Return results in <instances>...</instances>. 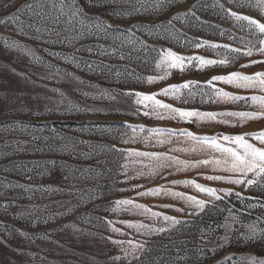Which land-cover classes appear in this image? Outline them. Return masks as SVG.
Instances as JSON below:
<instances>
[{
    "label": "rangeland",
    "instance_id": "374dc122",
    "mask_svg": "<svg viewBox=\"0 0 264 264\" xmlns=\"http://www.w3.org/2000/svg\"><path fill=\"white\" fill-rule=\"evenodd\" d=\"M30 2L0 0V264H167L178 255L185 259L177 264H220L232 254L231 264L264 259V238H243L249 235V225L264 228V176L252 185H237L205 177L252 179L254 174L245 178L224 166L185 168L176 163L222 158L184 133H256L264 130V118L243 123L231 116L186 120L157 108L154 100L126 95L160 93L155 100L199 112H257L261 102L251 97L264 96V87L207 82L237 71L264 72V63L241 67L264 60L257 50L264 46V34L230 14L264 23L258 0H101L95 7L78 0L89 17L111 26L109 38L85 36L55 44L35 39L37 33L27 27V35L20 34L16 24L4 19ZM114 9L120 15H114ZM18 16L29 19L26 9ZM67 35L52 33L45 40ZM96 45L104 46V55ZM248 49L252 56L243 54ZM168 52L185 57L182 71L169 67ZM68 54L96 62L94 70L76 67ZM196 57L226 63L201 66ZM186 82L191 83L161 93ZM218 90L248 99L233 100ZM222 119L230 123H220ZM245 138L261 146L255 138ZM139 153H165L175 159ZM185 180L231 192L218 191L217 200L194 185L172 183ZM153 189L158 194H151ZM173 192L205 200L204 209L192 214L195 205ZM125 200L132 204L119 203Z\"/></svg>",
    "mask_w": 264,
    "mask_h": 264
},
{
    "label": "snow or ice",
    "instance_id": "6c2138e0",
    "mask_svg": "<svg viewBox=\"0 0 264 264\" xmlns=\"http://www.w3.org/2000/svg\"><path fill=\"white\" fill-rule=\"evenodd\" d=\"M88 4L90 6H99L101 0H87ZM108 3H116L117 0H106ZM240 7H244V3L239 4ZM249 7H251V4H248ZM257 7L264 9V0H258ZM21 9H26L28 13V20H20L18 13L21 11ZM21 9H17L15 13L7 14V16L4 19L11 20L12 23L17 25V31L20 32V34L27 35L26 32H24V28L27 27L29 29H33L37 35L34 37L35 39L42 40L45 43L55 44V43H63L64 41H68L70 43H74L76 40H79L85 36H96V37H103L104 39L109 38V29L111 28L110 25L106 24L103 20H101L98 17H89L88 14L84 11L83 6L78 2V0H31L30 3L22 5ZM140 9H133V11H139ZM230 11V10H228ZM114 15H120L119 12L113 10ZM131 14L130 12L128 13ZM233 17H235L237 20H246L248 21L249 25H254L256 28H258L259 32L264 34V23L261 22V20L253 19L249 16H242L237 12H231L230 13ZM62 28H58L57 26H61ZM131 31V29H129ZM61 32L69 33V35L64 36L63 39H56V40H45V35H51L52 33H55L57 37H60ZM260 44L264 45V41H260ZM98 49H101L100 54L104 55L103 45H96ZM83 50L92 52V47H85ZM258 52L261 55H264V46L259 47ZM76 51H80V49H77ZM239 51V50H237ZM247 56H252L253 52L251 49H248L246 52L243 53ZM53 55H56L53 53ZM167 56L169 59V67L171 68H179L181 71L184 69V65L180 63V61H183L185 57L178 56L175 53L168 52ZM66 58L72 62L75 63L76 67H80L81 64L84 65V67L88 68V70H94L93 65L96 63L94 61H84L82 58L74 56L72 54H68ZM34 59H39L34 56ZM195 59L200 61L201 66L203 65H215V64H223L226 63L225 61H215V60H204L203 57H196ZM258 63H264V60H252L247 65H242L241 67H250L251 65L258 64ZM49 67H54L49 65ZM58 73H63L68 76H71V73H67L64 69H58ZM213 81H223L228 84H235L238 87L241 88H252L257 85L264 87V72H257L253 75H244L241 72H232L229 75L226 76H213L211 80H209L207 83L209 85L212 84ZM186 82L184 85L176 86L171 85L169 88H165L161 90V93L164 95L169 94L170 89H175L177 87H186ZM160 93H154V94H144V93H126V95H135L137 97H143V101H152L154 100V104L157 108L162 109H169L173 113L177 114L180 118L190 120L193 117H200V118H208L211 120H215L217 116H231L235 118H239V122L243 123L246 122L249 119H258V118H264V96L257 97L253 96L251 97L252 100H259L260 103V109L257 112H230V113H212V112H199L195 110H184V109H177L172 108L169 104H164L159 100H155L154 97L156 95H159ZM218 95H223L224 97H231L233 100H241V99H248L247 97H237L233 96L231 93L223 92V90H218ZM138 104L142 103L141 100L136 101ZM153 112H155V108L153 109ZM149 112H144V115H149ZM157 118H164L162 114L156 113ZM174 118V117H173ZM220 123L228 124L230 123L229 120H220ZM235 126V125H234ZM131 127V126H130ZM154 132H160L164 131L162 129H153ZM183 132V130H180ZM189 136H191L192 139L203 141L205 145H207L210 150H215L219 153H221L222 158L221 159H210V160H199L194 163H189L188 161H180L176 160V163L179 165H182L183 167L187 168L189 166L191 167H199V166H207V165H215L217 167L224 166V170L230 173H240L241 176L247 177L248 173H253L252 179H243V178H233L232 176H224V175H211L205 177L208 180L212 181H224L228 180L229 182L233 184H245L252 185L256 182L257 177L264 176V130H261L256 133H245L241 135H223L222 137L220 134H217V136L213 137H196L194 134L191 133H184ZM249 138H255L258 140L261 144L260 147H257L256 144L249 142V139H246L245 137ZM222 139L223 141L229 142V144L234 146H224L222 143L219 142V140ZM158 143H164V141L159 140ZM140 155H147L151 156L153 158H156L158 160H163L165 158L167 159H175L172 157H166L165 153H139ZM53 164L55 161L52 162ZM161 166H165L163 163ZM31 179V177H28ZM69 177H65V179H68ZM173 184H189L194 185L196 189H198L202 193H207L210 197H215L217 200L220 199L219 196H217L218 191H227L231 192L230 189H223L218 190L212 187H205L204 185L196 183L195 180H185V181H172ZM20 187H25L24 185H20ZM32 190H36L34 187ZM151 194L156 195L158 194V190L153 189L150 190ZM148 193H139V195H147ZM173 196H176L177 198H184L187 199L190 203L195 205V209L192 214L198 215L200 211H202L205 207L206 201L197 199L194 196H187L183 193L179 192H173L170 193ZM119 203L122 204H132V201L125 200L120 201ZM7 207V206H6ZM137 207H143L137 205ZM177 211H184V209H177ZM165 220H170L173 224L181 223L180 221L176 220L173 217H164ZM135 226V225H131ZM7 227V226H5ZM249 235L244 236L243 238L246 241L254 240L257 235H259L261 238H264V228H258L256 224H252L248 226ZM160 231H163V229H160ZM203 239V236L201 237ZM223 240H227L228 237L225 236L222 238ZM114 243L120 244L123 243L122 241H115ZM224 245H218V247H223ZM141 250L143 249V246H139ZM179 251V250H178ZM198 251L203 255L204 249H198ZM209 251H215L214 249H209ZM134 259H139L138 256H133ZM237 259H244L245 257H235ZM185 259L183 257H180L179 255L174 260H169L167 264H177L178 261ZM234 259V254L229 255L228 257H225V260L220 262V264H231V262ZM252 260V264H264V259H257L255 257H250Z\"/></svg>",
    "mask_w": 264,
    "mask_h": 264
}]
</instances>
